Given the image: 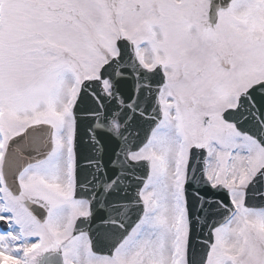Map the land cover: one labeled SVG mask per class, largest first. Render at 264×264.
Returning a JSON list of instances; mask_svg holds the SVG:
<instances>
[{
  "label": "snow or ice",
  "instance_id": "1",
  "mask_svg": "<svg viewBox=\"0 0 264 264\" xmlns=\"http://www.w3.org/2000/svg\"><path fill=\"white\" fill-rule=\"evenodd\" d=\"M0 264H264V0H0Z\"/></svg>",
  "mask_w": 264,
  "mask_h": 264
}]
</instances>
